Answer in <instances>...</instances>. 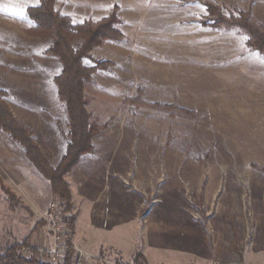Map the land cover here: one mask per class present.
Returning <instances> with one entry per match:
<instances>
[{"label": "rangeland", "instance_id": "rangeland-1", "mask_svg": "<svg viewBox=\"0 0 264 264\" xmlns=\"http://www.w3.org/2000/svg\"><path fill=\"white\" fill-rule=\"evenodd\" d=\"M40 3L0 0V90L57 166L71 138L63 64L47 53L54 38L33 34L27 14ZM208 4L227 16L250 10L264 27V0H56L76 24L115 13L125 35L84 59L107 64L85 90L100 127L93 150L65 176L76 235L88 241L77 245L83 264H135L138 252L146 264H264V55L243 30L216 27ZM3 192L0 249L63 238L53 192L42 217L16 193L9 208Z\"/></svg>", "mask_w": 264, "mask_h": 264}, {"label": "trees", "instance_id": "trees-1", "mask_svg": "<svg viewBox=\"0 0 264 264\" xmlns=\"http://www.w3.org/2000/svg\"><path fill=\"white\" fill-rule=\"evenodd\" d=\"M210 14L217 17L216 27L226 29H241L248 36V45L264 55V27L252 15L251 11H239L237 15H224L214 4L207 5ZM28 17L36 24L31 29L33 34L52 35L54 43L47 53L58 57L63 70L56 77L60 98L66 103L70 143L57 166H52L41 147L33 139L28 127L23 125L12 112L5 99L6 93L0 90V127L18 142L38 171L50 181L52 192L60 200L64 213V223L67 228L68 250L63 264H73L81 259V254L73 243L76 217L70 215L72 196L65 176L79 162L83 154L93 150L94 136L100 127L94 121L87 109L85 90L92 80V73L107 63L100 62L96 67H88L84 59L96 46L107 41L125 39L123 32L117 27L120 22L116 14L99 21L88 20L76 24L71 17L61 14L56 8V0H41L37 6L27 8ZM81 37L82 43L75 47L73 40ZM0 186L7 195L11 208L18 203L15 192L8 187L0 177ZM29 238L0 249V264H52L36 258L25 256L22 249ZM135 264H146L143 253L138 252L134 258Z\"/></svg>", "mask_w": 264, "mask_h": 264}, {"label": "crops", "instance_id": "crops-1", "mask_svg": "<svg viewBox=\"0 0 264 264\" xmlns=\"http://www.w3.org/2000/svg\"><path fill=\"white\" fill-rule=\"evenodd\" d=\"M16 115V114H15ZM22 122H25L22 120ZM26 124H30V122H25ZM32 125V124H31ZM33 129L36 131L37 127L33 124ZM52 133L54 130L51 131ZM55 133V132H54ZM39 135V134H38ZM40 143L41 147L44 150V153L50 159L52 149L50 150V146L47 143L48 141L42 140V135H39V139L37 140ZM0 174L2 177L12 186L15 193L20 197L22 202L36 214L38 217H42L45 214V209L41 208V202L44 199V196L47 195L48 197L52 194V188L50 181L46 179L35 167V165L31 162V160L26 155L24 148L15 140H13L8 134L4 133L0 129ZM40 173V175L36 172V170ZM18 180V181H17ZM43 186H46L45 193L43 192ZM43 187V188H42ZM3 190L0 187V203L3 201L2 193ZM4 193V192H3ZM6 196V195H5ZM9 208L10 201L7 197ZM43 209V210H42ZM77 220V219H76ZM75 220V230H74V237L76 243V249L78 248L77 245H83L86 242L87 246L88 241L84 234L77 236L76 235V226L78 222ZM38 223V222H37ZM37 223L32 230L33 235ZM28 236L27 238H29ZM74 243V242H73ZM75 245V244H74ZM105 246H112L108 245H99L98 250ZM78 251V250H77ZM91 251V250H90ZM82 255V254H81ZM91 256V255H90ZM95 256V254L93 255Z\"/></svg>", "mask_w": 264, "mask_h": 264}, {"label": "built area", "instance_id": "built-area-1", "mask_svg": "<svg viewBox=\"0 0 264 264\" xmlns=\"http://www.w3.org/2000/svg\"><path fill=\"white\" fill-rule=\"evenodd\" d=\"M52 210L56 219H59L61 221L64 219V213L62 211V207L58 197L52 204ZM66 236H67V228L65 226V233L62 236L63 238H60V240H58V242H55L54 245L34 247L31 244H27L22 249V254L25 256H35L40 260L52 264H63L65 262V257L68 250ZM83 262L84 260L82 259V255H81V259L73 264H83Z\"/></svg>", "mask_w": 264, "mask_h": 264}]
</instances>
